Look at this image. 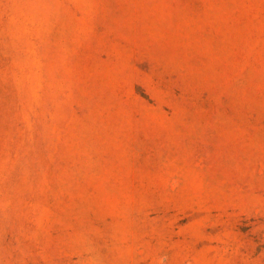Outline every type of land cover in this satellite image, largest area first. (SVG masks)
I'll return each instance as SVG.
<instances>
[{
    "label": "rangeland",
    "instance_id": "374dc122",
    "mask_svg": "<svg viewBox=\"0 0 264 264\" xmlns=\"http://www.w3.org/2000/svg\"><path fill=\"white\" fill-rule=\"evenodd\" d=\"M0 264H264V0H0Z\"/></svg>",
    "mask_w": 264,
    "mask_h": 264
}]
</instances>
